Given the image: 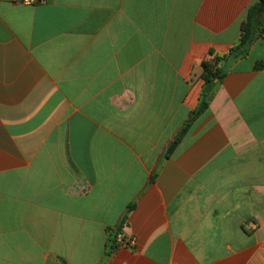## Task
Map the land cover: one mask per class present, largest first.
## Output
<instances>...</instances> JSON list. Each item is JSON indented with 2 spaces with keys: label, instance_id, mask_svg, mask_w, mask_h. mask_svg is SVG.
<instances>
[{
  "label": "crops",
  "instance_id": "crops-1",
  "mask_svg": "<svg viewBox=\"0 0 264 264\" xmlns=\"http://www.w3.org/2000/svg\"><path fill=\"white\" fill-rule=\"evenodd\" d=\"M262 1L0 0V264H264Z\"/></svg>",
  "mask_w": 264,
  "mask_h": 264
},
{
  "label": "trees",
  "instance_id": "trees-1",
  "mask_svg": "<svg viewBox=\"0 0 264 264\" xmlns=\"http://www.w3.org/2000/svg\"><path fill=\"white\" fill-rule=\"evenodd\" d=\"M264 1L253 4L247 12L246 21L243 26L242 35L239 43L233 47L230 52L223 57L214 56L211 53L214 61L213 65L209 61H205L202 64L203 74L202 79L204 81V88L198 108L191 114L184 128L175 137L174 141L170 145L166 159H169L175 151L178 144L186 136L193 123L207 110L212 102L215 94L218 91L219 85L227 76L228 69L240 59L247 57L251 51V47L257 38L264 36ZM223 67L217 66L219 63H223ZM264 68V63H258L256 69ZM114 249H116L115 244Z\"/></svg>",
  "mask_w": 264,
  "mask_h": 264
},
{
  "label": "built area",
  "instance_id": "built-area-1",
  "mask_svg": "<svg viewBox=\"0 0 264 264\" xmlns=\"http://www.w3.org/2000/svg\"><path fill=\"white\" fill-rule=\"evenodd\" d=\"M13 3L23 4L27 6H34L41 3L43 0H11ZM136 239L128 237L125 234L119 233L116 236L115 247L116 249H134L136 246Z\"/></svg>",
  "mask_w": 264,
  "mask_h": 264
}]
</instances>
